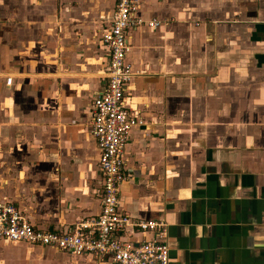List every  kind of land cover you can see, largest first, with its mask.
<instances>
[{
    "label": "crops",
    "instance_id": "crops-1",
    "mask_svg": "<svg viewBox=\"0 0 264 264\" xmlns=\"http://www.w3.org/2000/svg\"><path fill=\"white\" fill-rule=\"evenodd\" d=\"M115 0H0V201L64 231L101 209L93 99ZM129 31L120 205L164 219L170 264H264V0H142ZM12 77L11 83L7 78ZM133 243L154 238L134 225ZM109 264V262H103ZM0 264H95L0 236Z\"/></svg>",
    "mask_w": 264,
    "mask_h": 264
},
{
    "label": "built area",
    "instance_id": "built-area-1",
    "mask_svg": "<svg viewBox=\"0 0 264 264\" xmlns=\"http://www.w3.org/2000/svg\"><path fill=\"white\" fill-rule=\"evenodd\" d=\"M142 0H115L111 24L101 34L108 52L106 86L93 99L90 132L99 149L102 174L99 214L76 222L64 231L36 227L18 206L0 201V236L10 242L51 245L73 255H90L95 264H170L167 223L164 219L132 221L120 205V184L125 179V146L133 127L144 124L137 109L127 106L125 92L134 76L127 60L129 31L142 26L157 28L161 20H146L139 12ZM12 77L7 78L11 83ZM134 225L154 238L133 243L123 238Z\"/></svg>",
    "mask_w": 264,
    "mask_h": 264
}]
</instances>
